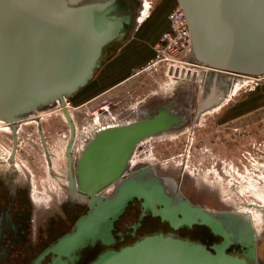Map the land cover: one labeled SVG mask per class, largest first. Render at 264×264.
Returning <instances> with one entry per match:
<instances>
[{"label": "water", "instance_id": "95a60500", "mask_svg": "<svg viewBox=\"0 0 264 264\" xmlns=\"http://www.w3.org/2000/svg\"><path fill=\"white\" fill-rule=\"evenodd\" d=\"M0 0V116L11 123L13 146L9 161L14 166L19 146V115L59 100L70 126L65 153L69 161L70 189L96 207L120 203L127 207L135 197L148 207L165 203L168 194L153 171L130 170L131 155L139 141L178 127L186 115L172 105L144 119L114 124L94 133L76 162L72 149L76 124L66 104L101 65L103 49L127 35L131 11L119 14V0ZM186 13L194 50L202 63L212 68L255 75L264 72V0H179ZM213 92L202 100L199 111L212 103ZM45 153L53 171L41 119H36ZM176 124V125H174ZM119 182L112 194L104 190ZM189 214L185 219L207 224L220 243L208 247L189 238L163 231L147 234L133 243L103 250L90 264H257L258 236L251 219L233 211L213 212L195 206L180 195ZM98 218L77 226L54 246L61 257L70 256L89 244L115 242L117 212L106 206ZM171 209L161 210L163 215ZM240 246V253L229 250Z\"/></svg>", "mask_w": 264, "mask_h": 264}, {"label": "rangeland", "instance_id": "374dc122", "mask_svg": "<svg viewBox=\"0 0 264 264\" xmlns=\"http://www.w3.org/2000/svg\"><path fill=\"white\" fill-rule=\"evenodd\" d=\"M91 1L94 0H80L75 4ZM120 1L133 8L131 29L123 39L118 37L104 47L101 64L105 66L110 63L108 56L112 50L116 51V54L121 51L118 56L121 55L122 51L133 46L129 44L124 47V43L139 36L149 38L141 41L142 45H149V41L150 44L153 43L149 52L153 57L152 62L147 64L145 61L140 63V67L136 66V69H139L147 64L146 68L132 79L135 90L133 97L117 96L114 91L96 86V78L102 69L100 66L96 67L94 75L85 85L71 95H65L66 103L71 108L78 127V135L76 132L73 145V159L76 162L89 137L99 128L116 122L123 124L140 119H131L133 115L129 116V113L134 111V104L139 103V106L144 103L142 98L148 101L154 97L153 91H158L155 96L166 98L176 93L191 99L194 97L191 105L194 108L193 121L182 129L162 132L139 141L129 165L157 160L161 164L164 159L165 163L161 164V168L163 171L169 168L176 177L182 176L180 180L183 181L182 186L186 194L204 199L208 208L248 216L256 229L258 240L260 239L257 246V262L264 264V208H261V217L255 215L254 209H250V213L247 212L249 209H244L249 201L264 203V72L245 75L215 69L202 63L194 50L195 45L185 32L181 31V26L185 28L184 22L181 21L180 27H177L173 18L171 19V13L176 11L179 19L182 18L179 0ZM175 38L180 43L176 44ZM130 53V50L125 52L121 58ZM150 56L144 60H148ZM129 83L127 85H130ZM213 86L216 88L213 99L219 96L217 103L199 111L201 101L210 95ZM63 111L59 100L44 103L37 111L51 150L50 154L53 155L56 175L48 171L34 112L28 111L17 118L20 129L16 166L8 162L13 146V133L8 128L11 123L5 116H0V172L6 175L17 173L22 180L31 179L35 199L33 201L36 206L39 205L38 224L42 225L41 214L49 211L46 207L59 205V200L66 195L64 188H67L65 185L68 157L65 149L70 126ZM151 139L154 140L150 141ZM142 141L144 142L141 143ZM115 183L111 188L108 187L112 190ZM111 190L106 192L105 189L104 192L111 194ZM76 201L75 203H79L80 199L77 198ZM116 204L120 208L118 215L125 208L122 209L120 203ZM77 207L71 205L68 210L71 214L67 224L72 230L80 224L85 225L94 220V207L91 208L89 203L83 206V209ZM127 207L129 209L125 214L132 211V205ZM118 208H114L111 214H115ZM243 209L245 211H241ZM79 210L83 212H76ZM128 218L130 219V215L120 222L122 228H126ZM44 228L48 233L47 227ZM51 229L57 233L62 230L57 224L52 225ZM153 231L156 232L151 230ZM64 237L65 235H62L58 239L63 240ZM214 239L210 238V241ZM133 241L134 239L126 242ZM201 241L206 243L204 238Z\"/></svg>", "mask_w": 264, "mask_h": 264}, {"label": "flooded vegetation", "instance_id": "af4514ba", "mask_svg": "<svg viewBox=\"0 0 264 264\" xmlns=\"http://www.w3.org/2000/svg\"><path fill=\"white\" fill-rule=\"evenodd\" d=\"M129 11H131L132 19H133V13H134L133 8L128 5L122 4L120 1V5L118 7L117 12L119 14H122ZM131 25L132 22L128 25L127 35L129 34ZM121 38L123 39V37ZM212 92L214 94L213 96H215L216 94L215 86L212 87L210 93ZM217 99H219V96H216L215 99H213L212 97L213 103L211 105L217 103ZM193 100L194 97L191 99L188 96L185 97L181 96L180 93H176L167 98L165 96L162 97L157 95L150 98L142 106L134 109L133 111L134 113L130 112L129 116L133 115L131 118L133 120L137 118L144 119L148 116H152L159 113L161 108L168 105H172L174 110L176 109L179 110L178 112L179 115H186L187 118H185V121L182 120V124L180 126L172 127L162 132L179 130L186 127L188 124H190L193 121L194 108L191 106ZM63 113L65 119L67 120L64 111ZM74 121L76 124V118L74 119ZM76 132L78 135L77 128H76ZM162 132L149 135L144 139L146 138L148 139L149 137H152L154 135H159ZM152 140L154 139H151L150 141ZM143 142L144 141H142L141 143ZM42 146L48 165V171L50 174L56 175L54 168L53 171L50 169V165L45 153L43 143ZM48 148L50 150L49 146ZM72 151L74 158L75 151L74 149ZM134 152L135 151H133V153ZM133 153L131 157L133 156ZM51 158H52V167H53L52 153H51ZM168 161H166V163ZM8 162L10 165H13L12 163H10L9 160ZM74 163H75V159H74ZM164 163L165 160L163 159L161 161V164ZM161 164H159V160L155 162H150V161L139 162V163L137 162L130 165V170L125 174V176H128V173L130 174L138 171H146L148 169L153 170L162 179L165 190L169 196L165 203L164 202L157 203L155 207L152 208V207H148L145 204L144 198L135 197L129 203V205H132V209H131L132 211L125 214V212H127L129 209L128 207H125L123 212L118 213L119 215L117 218L118 223L116 224L117 220L114 222V230L112 231L116 239L114 243H112L111 245H106L102 241H97L94 244H89L85 246L80 251L72 253L70 256L62 255L61 257H59V255L54 252L53 246L60 240L58 239V237L65 235L67 234V232L72 230L71 226L67 224L69 214H71L68 213V210H70L71 205L78 206L77 207L78 209H83V206L88 205V202L83 198V196H81L78 192H75L72 189H70L69 176H68L69 161H68V170L66 176L67 181L65 185L67 186V188L66 187L64 188L66 189V195L63 196V199L59 200V205L56 206L52 205L46 207L49 211L43 212L41 214L43 225L41 223L38 224L39 216H37V211L39 205L36 206V204L33 201L34 190L31 179L22 180L19 178L17 173H14L12 175H6L0 172V264H90L105 249L119 248L123 245L133 243L147 234H152L161 231H163L165 234L173 233L176 236L189 238L190 242H196L197 240H199L198 242L207 245L209 248L216 243H220L223 239L222 236L216 235L207 224L198 223V222L190 223L185 219L184 214L188 215L189 211L182 203L183 200L180 198V195H183L195 206L203 207L207 211L221 212L226 210H216V209L208 208L205 204L204 199H200L199 197L194 198L186 194L184 191V187L182 186L183 181L180 180L182 176L176 177L174 173L171 170H169V168H167V171L166 170L163 171V168H161ZM182 167L183 169L185 168V162H183ZM16 170L18 171L17 167ZM181 173L184 175V172L181 171ZM118 185L119 182H116L115 185H113L112 190L110 189L111 187L109 186L110 188L109 187L106 188V192H108V190H111L110 191L111 194L114 193L118 188ZM77 198L80 199L79 203H75L77 202L76 201ZM101 205L105 206L106 204L103 203ZM106 206H110V209L112 208V212L114 208L119 207L118 204L116 203L109 204ZM100 209H101L100 207L98 208L97 206L94 207V211H93L94 220L98 218L97 216ZM119 209L120 208L116 209L115 213L118 212ZM168 209H171V211L166 215H163L160 212L161 210H168ZM76 212H79L81 214L83 211L79 210ZM128 215H130V219L128 218L129 220L126 221L127 226L126 228H122L120 226V222L123 220L124 217ZM54 224H57L59 225L60 228H62V230L59 233L55 232L54 229H51V226ZM44 227H47V229L49 230L48 233L45 232ZM151 230H155L156 232L154 231L151 232ZM206 234H209L211 237ZM54 235L56 236L54 237ZM202 238L206 240V243H203L201 241ZM210 238L213 239L215 238V239L214 241H210ZM133 239H134L133 242H126L128 240H133ZM122 242L124 243L121 244ZM258 245H259V241H258ZM239 248H240L239 245H232L229 247V250L235 254L240 255L241 253L239 251L240 250ZM88 251H90L89 254H87Z\"/></svg>", "mask_w": 264, "mask_h": 264}, {"label": "crops", "instance_id": "0c3cea01", "mask_svg": "<svg viewBox=\"0 0 264 264\" xmlns=\"http://www.w3.org/2000/svg\"><path fill=\"white\" fill-rule=\"evenodd\" d=\"M145 39H149L148 36L147 37L139 36L137 37V39L130 38L127 43H124V47L128 46L129 44H132L133 46H131L129 49H126L125 51H122L121 55L119 56L118 54H120L119 52L121 51H119L118 54H116L115 53L116 51L112 50L111 54H109L108 56L109 60H111L110 63H108L105 66L103 65V63L100 65L102 69L100 70L96 78V86L100 88L104 87L106 88V90L114 91L117 93L116 94L117 96L128 95V96L133 97V95L135 94L134 92L135 90H134V83H132L133 82L132 79L136 75H138L140 71H142V69H145L146 68L145 66L148 63H151L152 58H153L152 56H150V53H149L150 47L152 46L153 43L150 44V41H149V45L147 46L142 45L143 43H140L141 41ZM129 50L131 53L121 58V56ZM148 56H150L148 60H144ZM145 61H147L146 62L147 64H145V66H141V68L136 69L137 65H139L140 67L141 65L140 63L142 62L144 63ZM128 83L130 85H127ZM157 93H158L157 90L153 91V94L156 95ZM142 100L144 101V103L142 104H145L147 102L145 101V98H142ZM130 103L133 104L132 102ZM138 104L137 103L134 104L135 106L133 108L136 109L137 107L142 106V104H140L139 106Z\"/></svg>", "mask_w": 264, "mask_h": 264}, {"label": "built area", "instance_id": "2783aa9c", "mask_svg": "<svg viewBox=\"0 0 264 264\" xmlns=\"http://www.w3.org/2000/svg\"><path fill=\"white\" fill-rule=\"evenodd\" d=\"M180 11H181V16H182V18L181 19H179V14H178V12L176 11V12H172L171 13V19L173 18V22L177 25V27H180V22L182 21V22H184V24H185V28H183L182 26H181V31L183 32H185V35L189 38V40L191 41V42H193L192 41V36H191V31H190V27H189V24H188V21H187V17H186V13H185V10L183 9V7L180 5ZM175 42H176V44L177 43H180V41L177 39V38H175ZM116 123H118V122H116ZM116 123H113V124H110V125H114V124H116ZM102 128V127H101ZM100 129V128H99ZM90 138V137H89ZM89 140V139H88ZM87 140V141H88ZM87 143V142H86ZM257 264H260V263H258L257 262Z\"/></svg>", "mask_w": 264, "mask_h": 264}, {"label": "bare ground", "instance_id": "6f19581e", "mask_svg": "<svg viewBox=\"0 0 264 264\" xmlns=\"http://www.w3.org/2000/svg\"><path fill=\"white\" fill-rule=\"evenodd\" d=\"M193 41V40H192ZM193 43V42H192ZM194 45V44H193ZM67 104V103H66ZM68 106V105H67ZM69 108V107H68ZM69 111L72 113V116H73V118H74V114H73V112H72V110H71V108H69ZM75 119V118H74ZM116 124H118V123H116ZM108 126H112V125H108ZM108 126H106V127H108ZM18 127H19V124H18ZM8 128L9 129H11V127L10 126H8ZM76 128L78 129V127H77V125H76ZM102 128H105V127H102ZM101 128V129H102ZM74 145V144H73ZM73 150V149H72ZM73 155V154H72ZM149 157H150V155H149ZM73 161H74V159H73ZM257 165V163L255 164V166ZM194 176H196V175H194ZM261 196V195H260ZM248 204V205H247ZM250 205V206H249ZM261 208H264V203H263V201H261V202H256V201H249V202H247L246 203V205L244 206V209H249V211H247V212H249L250 213V209H254L255 211V215H257V216H260L261 217V215H262V212H263V210L261 209ZM241 210V211H245V210ZM262 220H263V218H262ZM206 235H209V234H206ZM210 236V235H209ZM211 237V236H210ZM190 243H192V242H190ZM91 251V250H90ZM90 251H88L87 252V254H89L90 253Z\"/></svg>", "mask_w": 264, "mask_h": 264}]
</instances>
